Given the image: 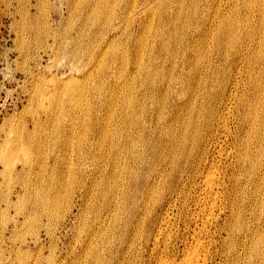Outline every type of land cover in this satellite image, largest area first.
I'll use <instances>...</instances> for the list:
<instances>
[{"label": "bare ground", "instance_id": "bare-ground-1", "mask_svg": "<svg viewBox=\"0 0 264 264\" xmlns=\"http://www.w3.org/2000/svg\"><path fill=\"white\" fill-rule=\"evenodd\" d=\"M18 1L13 9V0H0L15 28L47 35L57 8L42 26L32 9L50 1ZM56 1L70 11L83 4L82 21L92 27L85 38V28L71 34L68 55L89 56L75 67L82 83L68 80L54 88L58 115L0 133V169L9 174L33 172L31 152L52 138L60 150L52 171L71 169L75 153L93 159L74 203L81 214L91 204L92 215L67 224V230L76 226V237L63 235L62 259L53 263L219 264L222 254L223 264H264V0ZM251 24L259 28L257 37L248 31ZM105 60L122 68L132 61L135 68L121 69L119 78ZM40 162V172L49 171ZM62 173L42 181L58 188L66 184ZM31 184L24 177L13 193L20 199L30 192L38 207L57 205L53 196L34 195L39 186ZM180 222L184 232L175 227ZM221 236L225 249L219 252Z\"/></svg>", "mask_w": 264, "mask_h": 264}, {"label": "rangeland", "instance_id": "rangeland-1", "mask_svg": "<svg viewBox=\"0 0 264 264\" xmlns=\"http://www.w3.org/2000/svg\"><path fill=\"white\" fill-rule=\"evenodd\" d=\"M49 1H50V3L47 2V4H44V6H41L42 9H40V11L39 10L37 11L35 8H33L34 10L32 9V11L34 13H36V15H35L36 17L40 16L39 19L41 20L40 23L42 26H44L43 22L46 21L45 16L50 14L48 12H52L54 10L53 9L54 6L57 8V10L59 12L58 14L53 16V19H52V21H53L52 25L53 26L50 28L51 30H49V32H48V34L50 33V34L54 35L55 33H57V35L55 37L49 35V38H47L48 34L47 35L43 34L44 37L41 36L40 37L41 39L38 38V34L36 35L35 33H32L29 30L26 31L21 27L15 28V25L12 24V21H13L12 18L7 15V12L9 10L6 12L7 8L5 7V5H1V7H0V9H1V11H0V129H1L0 133L1 134L7 132L10 129L9 127L12 126L11 124H16L20 128H22L26 125L33 126V121H35V120L42 121L44 119H48L50 116L49 114L50 113L53 114V111L55 113L53 115H58L59 109H60V107L58 106L59 103L56 102V101H58V99H55L54 96L50 95L51 92L54 90L55 87H63L66 84L64 81L67 82L68 80H71L72 82H74V84L82 83L81 72L77 71L76 68L82 67L84 65V63L88 62V60H89V56L87 55L88 52L85 51L86 53L84 55H81V57H79V58H73L72 56H69V55L71 52L70 50L72 48L71 46H73L70 43H73L74 41H72V40H73V38H75V36H72V35H74V34L78 35V32L82 31L81 29L85 28V30H86L85 35H84V38H85V36H87V34L89 33V31L92 28L91 27L89 30V27H87L84 24V20L82 21V19H84L83 17L86 14V10L83 9L82 6H79V5H83V4L79 3V5H78L77 2L72 7V10H74V11H70L71 7L69 10L68 5L66 3L61 4V2L56 1V0H49ZM25 2H26V5H28V0H25ZM256 2L261 3V2H263V0H256L255 3ZM13 4L14 5L12 7L14 9L18 6L19 1L13 0ZM24 4H25L24 2L21 3L20 7L24 6ZM48 4L49 5L51 4V5L48 6ZM44 7H45V9L43 10ZM49 9H50V11H49ZM76 9H78V10H76ZM80 9H81V11H80ZM70 12L71 13L75 12L76 15H75V13H72V15H71ZM185 12L188 13L187 15H189L191 13L189 11L188 7L186 8ZM69 15H71V17ZM73 15H74V17H72ZM80 21L82 24L80 23ZM150 22H151V20H150ZM185 24H187V22H185ZM68 26L71 30L68 28ZM71 26H72V28H71ZM78 28H79V30H78ZM169 28H170V26L167 24L166 29L168 30ZM62 29H63V31H62ZM184 29H186V28H184ZM258 29L259 28H257L254 24H251L248 27V31L252 35H254L255 37H257V30ZM167 30H165V32ZM23 32H25L26 34ZM130 32H132V31L130 30L129 33ZM67 34H69V35H67ZM66 37H68V38H66ZM43 38H44V40H42ZM89 38H90V36H88L86 38L88 42H85V39H84V41H83L84 47L83 48H86L85 47L86 45H88V46L90 45ZM48 39H49V42H47ZM64 39L65 40L67 39V40L65 41ZM68 39H69V41H68ZM148 39H152V36L149 35ZM24 42H25V44H24ZM39 42H41V43H39ZM55 42H56V44H54ZM249 42L254 43V40H251ZM47 43H48V45L46 46L45 44H47ZM62 44L63 45L65 44V46H62ZM39 45L42 47H40ZM45 46H46V48H45ZM61 47H62V49H63V47H65L64 48L65 50H62ZM47 49H48V51H47ZM28 52H29V54H28ZM59 52H61L62 55L59 54ZM56 53H58V56L59 55L60 56L55 57V55H57ZM68 53H69V55H68ZM29 55L31 56V58ZM130 57H131V55H130ZM111 62H112L111 60L110 61L105 60V62H104L105 68L108 65H110ZM112 64L115 65L114 70H116V76L119 78H121L120 77V74H121L120 70L121 69L127 68V71L130 72V70L132 71L135 68V65H133L132 61H129V63L124 66V68H122L120 63L119 64L112 63ZM122 71H124V70H122ZM75 78L77 80L79 79L80 81L79 80L77 81ZM92 81H90L89 83L92 84ZM62 83H64V84H62ZM89 94H87V91H86L85 95H89ZM121 98H122V96H121ZM52 102L54 104L51 105ZM61 105H63V104L61 103ZM30 108H31V110H30ZM56 111L58 112V114H56L57 113ZM33 112H35V113L33 114ZM36 113H37V115H36ZM34 115H36V116L34 117ZM39 117H40V119H39ZM35 118H37V119H35ZM64 121H66V119ZM41 124H42L41 122L38 123V127H40ZM2 126H3V128H2ZM50 127H51L50 129L52 130V128L55 126H53L51 124ZM37 137H36V140L38 141L39 139H37ZM52 139L54 140V138H52ZM52 139L48 142L49 145L47 144L46 147H44L43 149L38 150L36 148V150H35V148H34V151H32L34 153L31 152V155L33 154L32 157L35 160H37V162L35 163V167H36L35 170L36 171L33 170V172L32 171L28 172L30 175L28 173H26L24 175V177L28 178V180H31V182L33 183V184H31L32 188L36 185L39 186L37 188H34V191H36V192L32 191L34 193V195L35 194H38V196L39 195L40 196L49 195V196L55 197L56 202H57V205L55 207H52V206L51 207L50 206H39L38 207V206H36L34 200L31 199L32 196H31L30 192L25 193L23 191L25 194H23V196H21L19 199L16 196V193L15 192L13 193V191L17 186H19L21 184V179H24V177L21 175H18L15 172L10 173V174L8 171L2 172L0 169V203L2 205V206H0L1 207L0 208V264H35V263L36 264H56L58 262V260L60 261V259H62V255H63L64 245H65L63 235L66 232H68V237L70 238L71 236H73V238H74V237H76V234H77L76 233L77 232L76 226L72 230H67V227H68L67 224L71 223L73 221L72 223L74 225H76V224L80 223L82 219L84 220V218L91 217V215H92L91 210H93V206L91 204H89V206L86 208V210L84 212L85 214L79 213L77 206L74 204L76 198L78 197L80 190L82 189V183H83L82 176H83V174L91 173L92 167L94 166L92 157L89 155H85L83 158H81L82 159L81 160V159L77 158V155L75 153L74 164L71 165L72 170L69 169L70 171L67 170L65 173H62L61 169H60V172L57 170L52 171L49 168H51V166H52L53 156H55L57 153L60 152L59 146L55 145V143L52 142L53 141ZM41 153H42V155H41ZM19 155L21 157H24L23 152H19ZM40 160L42 161V163H45V165L49 166L48 167L49 171L47 170V171L40 172V170H39L40 168L38 165L39 163H41ZM86 160H87V162H86ZM84 162H85V164H84ZM21 163H22L21 160H17L18 166H20ZM89 163H90V165H88ZM86 165H88V166H86ZM85 166L87 168H85ZM2 167H4L3 162H0V168H2ZM85 169H87V170H85ZM44 172H46V173H44ZM7 173H8V175H7ZM40 173H41V176H40ZM49 173H51V174H49ZM61 173H62V176H64L66 178L65 179L66 184L58 186V188L56 187L57 189L54 187H51V183H49L48 181H46V182L42 181L43 176H45L47 178V176L49 177L52 174H53L52 176H59V175H61ZM34 174H35V176H34ZM65 174H67V175H65ZM72 174H74V175H72ZM10 175H11V177H10ZM74 176H75V178H73ZM7 177H9V178H7ZM67 178L70 180H68ZM9 179H11V180H9ZM36 181H38V182H36ZM7 182H9V184H7ZM35 182H36V184H34ZM49 184H50V186H49ZM75 184H76V186H75ZM42 187H43V189H42ZM62 190H65V191H62ZM42 191H44V192L42 193ZM61 193L65 194V195L63 196ZM23 197H26V198H23ZM7 198H9V199H7ZM17 199H19V200H17ZM7 201H11V202L9 204H7ZM35 208H37V209L35 210ZM57 209L59 210V212L57 211ZM19 210L26 211L25 212L26 215L19 213L21 215L20 216L19 214H17V212H19ZM29 210H30V212H29ZM4 214H6V215H4ZM85 215H86V217H85ZM39 216H41V217H39ZM26 217H28V218H26ZM43 217H45V218H43ZM57 218H58V220H57ZM17 219H19L18 223L16 222ZM221 221H223V218L221 219ZM23 222H25V223H23ZM33 222H35L36 224H34ZM179 226L180 227L175 225V227L179 228V230L184 232L185 231L184 230L185 224L183 222H180ZM225 233H226V231L224 232V234ZM223 238H224V236H223ZM223 238H222V236L219 237L217 244H216V249L218 250V248H219V252H221L222 247L225 246ZM53 244H54V246H53ZM224 249H225V247H224ZM68 250H70V249L68 248ZM220 257H222V258H220ZM223 258H224V255L222 256V254L221 255L218 254L216 260L221 259L219 261V264H223V262H222ZM53 262H56V263H53Z\"/></svg>", "mask_w": 264, "mask_h": 264}]
</instances>
